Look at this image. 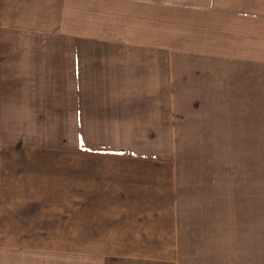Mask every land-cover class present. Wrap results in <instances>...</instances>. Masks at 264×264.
I'll list each match as a JSON object with an SVG mask.
<instances>
[{"label": "crops", "instance_id": "crops-1", "mask_svg": "<svg viewBox=\"0 0 264 264\" xmlns=\"http://www.w3.org/2000/svg\"><path fill=\"white\" fill-rule=\"evenodd\" d=\"M263 18L264 0H0V37L68 38L50 57L68 59L72 90L94 91L107 118L110 107L118 121L139 107L130 113L173 123L171 91H236L231 58L246 60L248 74L258 53L246 45L223 54V44L264 41ZM142 133L172 135L167 127L135 139ZM149 147L70 162L71 240L0 241V264H264V205L255 225L253 194L174 160V148Z\"/></svg>", "mask_w": 264, "mask_h": 264}, {"label": "rangeland", "instance_id": "rangeland-1", "mask_svg": "<svg viewBox=\"0 0 264 264\" xmlns=\"http://www.w3.org/2000/svg\"><path fill=\"white\" fill-rule=\"evenodd\" d=\"M50 38L0 37V241L68 243L70 162L86 160V155L91 158L89 151L98 153L103 148L135 152L148 147L153 152L149 147L153 146L166 156L171 155L168 148H174V160L192 163L190 166L207 175L218 173L223 186L230 181L229 188L239 195L253 194L254 224H261L264 41L234 39L223 44V54L230 48L245 50L247 45L249 52L258 53V64L251 63L246 74V60L231 58L236 91H216L215 96L214 91L197 89L171 91L169 101H177L173 106L177 121L169 123L151 120L157 117L153 114L130 113L139 107L127 111L122 121L112 118L115 114L110 107L112 116L107 118V107L93 105L94 91L71 89L68 59L50 57L68 49V38ZM206 44L212 48V42ZM41 65L51 68L41 74ZM226 78L223 76V82ZM224 96L236 97L243 105L231 110L230 106L214 105L215 97ZM130 117L137 119L126 120ZM146 117L150 120H139ZM167 127L171 136L142 133L143 138L135 139L141 131ZM157 154L168 159L158 150Z\"/></svg>", "mask_w": 264, "mask_h": 264}]
</instances>
